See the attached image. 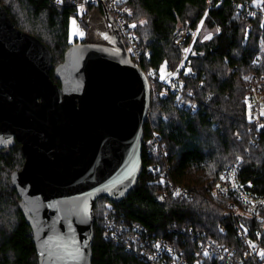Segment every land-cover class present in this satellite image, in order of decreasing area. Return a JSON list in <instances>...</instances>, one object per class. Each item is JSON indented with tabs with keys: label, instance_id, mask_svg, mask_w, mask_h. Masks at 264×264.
Masks as SVG:
<instances>
[{
	"label": "trees",
	"instance_id": "trees-1",
	"mask_svg": "<svg viewBox=\"0 0 264 264\" xmlns=\"http://www.w3.org/2000/svg\"><path fill=\"white\" fill-rule=\"evenodd\" d=\"M71 1L62 0L61 6L55 4L56 0H0V4L18 30L36 37L49 49L54 67L72 46L69 42L71 19L77 20L88 39H95L88 25L93 14L103 24L102 40L110 43L117 35L102 6H90L85 15H79ZM207 1L212 3L208 10ZM244 3L255 5L253 0H127L128 21L136 25L134 30L145 71L159 74L165 63L166 71L175 70L180 56L179 50L171 44L172 36L186 23L197 29L189 53L196 76L184 78L193 92V100L198 103V110L192 113L178 108L171 96L161 95L160 87L153 84L151 106L143 124V171L136 186L121 201L113 203L105 197L95 201L91 264H147L122 246L103 238L102 223L108 204L127 222L141 224L171 242L168 231L172 226L192 228L220 246L236 248L241 254L242 243L234 224L221 219L230 198H212L208 188L220 179L228 166L238 163L239 179L251 182L252 193L264 198V132L255 146L249 144L244 104L245 77L252 73L264 75V21L261 17L248 21L237 13V6ZM261 6L264 7V3ZM142 20L145 23L141 24ZM201 20L204 23L198 29ZM248 23L252 24V29L245 39ZM206 36L211 38L205 39ZM257 57L262 58V63H256ZM50 74L56 83L52 71ZM152 134L159 137L167 152L168 180L187 189L188 196L168 193L165 199H160L163 187L148 171L150 165L163 162L149 144ZM23 162L19 144L0 149V264H38L31 230L10 182L11 173L19 171ZM259 216L264 219L263 207ZM221 223L226 226L224 234L217 229ZM261 224L251 221L254 229L261 230ZM180 240L184 246H193L186 237ZM260 245L264 250V229ZM204 264L218 262L208 260ZM246 264H264V259Z\"/></svg>",
	"mask_w": 264,
	"mask_h": 264
},
{
	"label": "water",
	"instance_id": "water-1",
	"mask_svg": "<svg viewBox=\"0 0 264 264\" xmlns=\"http://www.w3.org/2000/svg\"><path fill=\"white\" fill-rule=\"evenodd\" d=\"M151 101L118 35L74 44L53 67L49 49L0 4V149L21 145L10 182L38 264H91L95 201L117 203L136 186ZM64 245L80 255H65Z\"/></svg>",
	"mask_w": 264,
	"mask_h": 264
},
{
	"label": "built area",
	"instance_id": "built-area-1",
	"mask_svg": "<svg viewBox=\"0 0 264 264\" xmlns=\"http://www.w3.org/2000/svg\"><path fill=\"white\" fill-rule=\"evenodd\" d=\"M126 2L127 0H72L71 4L79 15H85L90 6H102L111 18L117 35L124 45L125 52L134 65L144 73L151 92L152 83L156 84L160 87L159 91L163 95H169L173 98L178 108L189 109L192 113H195L198 110V103L193 100V92L187 87L184 76L194 78L196 74L191 69L190 51L185 52L184 49H191L197 36V29L190 28L187 23L186 28L177 31L172 36L171 44L179 50V62L175 70L171 71L174 75L167 76L166 80H161L153 70L147 72L142 69L143 54L134 27H129L131 25L128 21L130 11L126 6ZM55 4L61 6L62 2L58 4L56 0ZM211 4V1L206 2V10L211 7ZM237 13L248 21H253L257 17L263 18L264 21V7L262 6L247 3L239 4ZM251 29L252 24L248 23L245 28V39L249 36ZM255 61L256 63H262V58L257 57ZM186 69H190L187 74ZM244 104L246 107L245 124L250 132L248 142L255 146L259 135L264 132V127H261L264 125V115H261V112L264 111V75L252 73L248 76ZM249 105L251 106L250 110ZM249 111L251 112V122L249 121ZM149 144L163 160L162 165L152 164L148 167V171L158 178V183L163 187L160 199H165L168 193H174L177 190L183 196H188L187 189L167 178V152L159 137L152 134ZM238 173V163L228 166L221 174L224 179L220 177L208 190L212 198H230L221 219L230 220L234 224L242 243L241 254H238L236 248L220 246L207 238L204 233H199L192 228L172 226L168 231L172 238L171 242L168 239L156 236L141 224L127 222L123 215L118 213L110 204L107 205V212L103 218V238L111 240L115 245L122 246L127 252L147 264H204L208 260H216L218 264H246L249 261L259 263L262 258L257 255V252L262 250L260 243L264 229V219L259 216V210L262 207L264 208V203H262L264 198L255 196L251 191L252 183L242 182ZM217 185L220 188H217ZM214 193L215 195H213ZM252 220L262 222L261 230L254 229L251 226ZM217 229L220 234L226 232V226L223 223L219 224ZM180 237L188 238L193 246L190 248L184 246L180 242ZM249 242L254 244L255 247H250ZM156 245H159V247H156ZM205 250L209 255H204Z\"/></svg>",
	"mask_w": 264,
	"mask_h": 264
},
{
	"label": "rangeland",
	"instance_id": "rangeland-1",
	"mask_svg": "<svg viewBox=\"0 0 264 264\" xmlns=\"http://www.w3.org/2000/svg\"><path fill=\"white\" fill-rule=\"evenodd\" d=\"M259 6H261V4H259ZM73 21L75 22V24H73ZM186 24L184 25L183 28H186ZM88 25L90 27L91 33L95 34V39H91V38L88 39L87 38V34L81 29V25L77 22V20L75 18L71 19V21H70V33H73L74 32V29H76V28H78L79 31H82L83 32V35L82 36L77 35V34H70L69 35V42L72 45H74V44H80V43L81 44L92 43V44H102V45H108L109 44L108 40H105V39L102 40L101 39V32H100V30H101L103 24L100 22L99 17L97 15L93 14V15H91L89 17ZM199 28H200V24L198 25V29ZM97 36L99 37V39H97L98 38ZM209 37L211 38V36H209ZM167 73H171V72L166 71V74ZM160 74L161 73L159 72V74L156 73L155 75L160 78ZM152 86H153V83H152Z\"/></svg>",
	"mask_w": 264,
	"mask_h": 264
},
{
	"label": "snow or ice",
	"instance_id": "snow-or-ice-1",
	"mask_svg": "<svg viewBox=\"0 0 264 264\" xmlns=\"http://www.w3.org/2000/svg\"><path fill=\"white\" fill-rule=\"evenodd\" d=\"M61 2H62V0H57L58 4L61 3ZM253 3L255 5L259 6V4L264 3V0H253ZM140 23L143 24V23H145V21L142 20V21H140ZM203 23H204L203 20H201L200 27L203 26ZM73 24H75L74 21H73ZM129 27H136V25L135 24H131V25H129ZM70 34H77V35L82 36L83 32L79 31V29L76 28V29H74V32L70 33ZM209 38H210L209 36L205 37V39H209ZM129 51H131V49H129ZM184 51L188 52L190 50L189 49H184ZM185 71H186V74H187L188 72H190V69H186ZM160 73H161L160 74V79L161 80H166L167 76L174 75V73H167L166 74V63H165V65H161ZM245 79H247V77H245ZM161 95H163V93H161ZM189 95H191V93H189ZM246 103H247V99H246ZM250 108H251V106L249 105V110H250ZM261 115H264V111L261 112ZM249 121L251 122V112L250 111H249ZM261 127H264V125H262ZM237 159H239V157ZM221 179H224V177H221ZM161 182H163V181H161ZM217 188H220V186L217 185ZM221 190L223 191V189H221ZM179 195H180L179 190H177L176 192L173 193V196H179ZM213 195H215V193ZM262 203H264V202H262ZM241 227H243V225H241ZM249 246L250 247H255V245L252 244L251 242H249ZM156 247H159V245H156ZM63 250H64L65 255L71 256V257H73V259H75L77 256L80 255V250L78 248H76L75 251L73 252L71 250V246L70 245H64L63 246ZM204 255L207 256V255H209V253L205 250ZM257 255L259 257H261L262 259H264V250H261V251L257 252ZM221 259H223V258H221Z\"/></svg>",
	"mask_w": 264,
	"mask_h": 264
},
{
	"label": "flooded vegetation",
	"instance_id": "flooded-vegetation-1",
	"mask_svg": "<svg viewBox=\"0 0 264 264\" xmlns=\"http://www.w3.org/2000/svg\"><path fill=\"white\" fill-rule=\"evenodd\" d=\"M61 62H62V61H61ZM61 62H60V63H61ZM54 67H55V66H54ZM52 74H53V77H54L53 69H52ZM50 76H51V74H50ZM54 78H55V77H54ZM51 79H52V77H51ZM52 81L54 82L53 79H52ZM54 83H55V82H54ZM55 84H57L58 86H60V84H59V82H58L57 80H56V83H55ZM16 144H19V143H16ZM16 144H15V145H16ZM15 145H14V146H15ZM14 146H13V147H14ZM19 146H20V150H21V145L19 144Z\"/></svg>",
	"mask_w": 264,
	"mask_h": 264
}]
</instances>
